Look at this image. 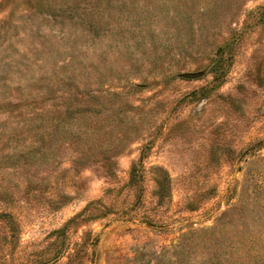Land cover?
Returning a JSON list of instances; mask_svg holds the SVG:
<instances>
[{
	"label": "rangeland",
	"instance_id": "374dc122",
	"mask_svg": "<svg viewBox=\"0 0 264 264\" xmlns=\"http://www.w3.org/2000/svg\"><path fill=\"white\" fill-rule=\"evenodd\" d=\"M0 264H264V0H0Z\"/></svg>",
	"mask_w": 264,
	"mask_h": 264
},
{
	"label": "trees",
	"instance_id": "16d2710c",
	"mask_svg": "<svg viewBox=\"0 0 264 264\" xmlns=\"http://www.w3.org/2000/svg\"><path fill=\"white\" fill-rule=\"evenodd\" d=\"M154 172V182L156 185V196L160 201H163L168 193H169V177L167 172H165V170H163L162 168H154L153 169ZM131 181L134 182L136 180V170L132 169L131 171Z\"/></svg>",
	"mask_w": 264,
	"mask_h": 264
}]
</instances>
